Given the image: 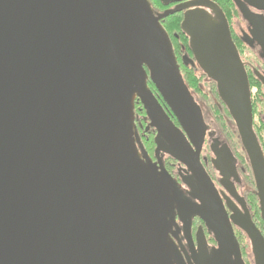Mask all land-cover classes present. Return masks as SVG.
Returning <instances> with one entry per match:
<instances>
[{
  "label": "water",
  "instance_id": "1",
  "mask_svg": "<svg viewBox=\"0 0 264 264\" xmlns=\"http://www.w3.org/2000/svg\"><path fill=\"white\" fill-rule=\"evenodd\" d=\"M234 1L249 23L247 42H256L264 59V0ZM161 2L178 4L156 13L149 0H0V264H181L168 239V217L182 200L147 154L140 156L137 96L157 141L170 145L205 193L203 206L187 205L186 228L191 215L202 217L220 245L216 261L244 264L200 162L203 113L161 20L185 10L182 30L236 123L264 219V153L253 127L248 71L217 2ZM258 77L264 85V75ZM148 79L182 129L164 121ZM234 222L264 264L259 229L250 218Z\"/></svg>",
  "mask_w": 264,
  "mask_h": 264
},
{
  "label": "flooded vegetation",
  "instance_id": "2",
  "mask_svg": "<svg viewBox=\"0 0 264 264\" xmlns=\"http://www.w3.org/2000/svg\"><path fill=\"white\" fill-rule=\"evenodd\" d=\"M177 4L165 5L162 3L160 6L153 0L156 13L173 8ZM237 8L241 13L238 6ZM240 15L242 16V13ZM242 18L231 20V33L248 74L260 81L258 73L264 75V59L260 57L259 45L256 42L251 44L247 42L245 34L249 33V23ZM189 41V38H180L173 41V44L181 74L196 104L201 109L206 123L200 149V162L230 217L244 264H257L251 238L234 222H242L250 218L264 237V219L252 166L242 145L236 123L218 93L217 84L199 66L189 46ZM246 51L250 53V57L247 59L244 58ZM260 83L261 85L255 86V92L254 88L251 89L253 127L264 153V85L261 81ZM146 90H151L161 110L170 119L165 118L164 121H172L182 129L170 106L150 79H148ZM153 107L156 113L161 115L160 108L155 105ZM152 121L145 104L140 96H137L135 98L134 130L140 156L143 157L144 154H147L145 160H150L161 175H165L172 181L182 200L183 206L179 209L178 203L175 202L174 214L168 217L171 222L168 239L177 246L182 256L181 264H222L225 260L228 262L229 259L224 258L216 261L215 255L219 251L220 245L216 235L202 217L191 215V225L188 229L186 228L182 216L184 217V212L188 210L187 205L203 206L199 197H203L205 193H203L201 183L198 182L193 171L184 162L171 155L170 145L162 141L160 144L157 141L158 129L152 125ZM184 134L187 136L186 132ZM190 182H195L193 186L197 188L196 191L192 185H189ZM230 259L235 261V256H231Z\"/></svg>",
  "mask_w": 264,
  "mask_h": 264
},
{
  "label": "trees",
  "instance_id": "3",
  "mask_svg": "<svg viewBox=\"0 0 264 264\" xmlns=\"http://www.w3.org/2000/svg\"><path fill=\"white\" fill-rule=\"evenodd\" d=\"M149 1L151 3V7L154 9L155 7L153 5V0H149ZM154 1L157 5H160V6L162 5L160 0H154ZM214 1L217 2L222 7V9L224 10L229 24H230L232 19H235L236 17L241 16L240 15L241 13L239 12L237 5H236L234 0H214ZM184 13H185L184 11L176 12V13L169 15L168 17L164 18L163 20H161L165 29L167 30V32L171 36L172 41H176L180 38L181 39L182 38H185V39L188 38L186 33L182 30V26H181L183 18H184ZM189 46H190V44H189ZM249 81H250L251 89L255 88V86H257V85H261L260 81H258V79L256 77H253V76L251 77L250 75H249Z\"/></svg>",
  "mask_w": 264,
  "mask_h": 264
},
{
  "label": "rangeland",
  "instance_id": "4",
  "mask_svg": "<svg viewBox=\"0 0 264 264\" xmlns=\"http://www.w3.org/2000/svg\"><path fill=\"white\" fill-rule=\"evenodd\" d=\"M240 17L242 18V16H238V17L235 18V20H236V19L239 20ZM238 20H237V21H238ZM242 20H243V18H242ZM249 57H250V53H249L248 51H246V53H245V55H244V58L247 59V58H249ZM253 90H254V92H255V88H254ZM257 121H258V117H257Z\"/></svg>",
  "mask_w": 264,
  "mask_h": 264
}]
</instances>
